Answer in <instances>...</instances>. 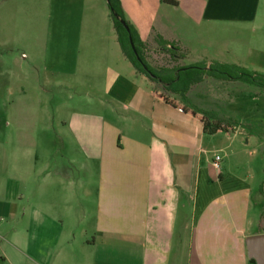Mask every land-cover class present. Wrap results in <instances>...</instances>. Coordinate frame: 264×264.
Returning a JSON list of instances; mask_svg holds the SVG:
<instances>
[{"label": "crops", "instance_id": "obj_1", "mask_svg": "<svg viewBox=\"0 0 264 264\" xmlns=\"http://www.w3.org/2000/svg\"><path fill=\"white\" fill-rule=\"evenodd\" d=\"M42 1L48 14L43 41L37 55L25 57H37L51 87L98 96L103 114L63 120L96 169L52 171L46 159L45 168L16 170L15 155L5 153L0 264H253L247 238L264 233V179L237 156L260 151L253 136L239 137L247 124L218 103L203 105L199 109L239 122L207 134L197 105L166 102L122 52L107 0ZM175 1L155 0L153 10L147 0H121L143 40L156 34L178 40L188 56L210 47L212 30L230 40L246 33L244 44L216 45L220 54L209 57L264 72V0ZM164 6L174 11L162 21L158 10ZM136 14L152 15L147 34ZM226 52L230 60L222 58ZM216 80L226 87L240 82ZM221 96L235 100L239 92ZM92 128L101 129L98 142ZM210 143L217 148L208 149ZM215 154L222 158L219 168ZM40 160L35 154V167ZM253 206L259 208L255 215Z\"/></svg>", "mask_w": 264, "mask_h": 264}, {"label": "rangeland", "instance_id": "obj_2", "mask_svg": "<svg viewBox=\"0 0 264 264\" xmlns=\"http://www.w3.org/2000/svg\"><path fill=\"white\" fill-rule=\"evenodd\" d=\"M147 3L154 10L155 0H147ZM166 7L158 10L162 21H165L174 11L171 10L172 7L170 9ZM46 12L45 1L42 0H0V166L4 164V154L7 153L10 156L15 155L13 162L16 170L45 168L47 159L48 169L52 171L64 167L83 170L86 165L85 168L93 172L96 166L94 162L87 159L85 145L80 144L75 137L78 136L77 132L63 126V120L69 121L74 116H79L80 112L103 114L104 108L98 96L85 95L66 88L51 87L49 80L51 77L43 72L41 66L37 65V57L32 62L25 57L31 52L32 55L38 54L48 16ZM175 16L179 18L177 13ZM152 19L151 14H140L135 17L137 24L145 34L149 29V21ZM217 32L218 30L207 32L210 47L196 48L190 56L181 60V63L199 61L202 58L206 61L215 60L210 59L209 56L213 57L217 51L220 54V49H215L216 45L228 47L231 43L232 46L242 44V38L247 35L237 33V36L230 40L226 36L221 37ZM149 45L147 51L149 62L158 68L166 65L168 57L160 51L154 37L149 39ZM236 52L241 53L242 51L237 49ZM226 54L228 58H222L230 60L231 55L229 56L227 52ZM68 81L70 83V80ZM39 83H44L47 89L40 87ZM154 84L164 93L160 84L155 82ZM19 85L25 86L26 91L23 92L18 88ZM232 91L239 92L235 100L221 101L222 94ZM220 92L221 97L216 96ZM168 97L173 102L195 104L197 105L195 109L198 110L205 106L211 108L218 103L217 106L222 107L224 114H230L240 123H246L239 137L253 136L254 145L259 147L260 151L253 155L240 152L237 156L240 155V163L244 166L249 164L253 168L258 179H264V141H259L260 137L264 139L263 89L241 81L236 82L234 86L226 87L216 78H207L202 83L193 86L185 98L171 93H168ZM87 100H93L94 106L87 104ZM91 130L95 142H98L101 129L92 128ZM91 144L92 142L89 146ZM214 144L210 143L206 146L208 149L217 148ZM219 144L221 145L220 140ZM249 145H252V141ZM35 154L41 156V160L35 162L36 167L34 165ZM217 155L220 156V154H215ZM70 157L74 159H72L73 162L70 161ZM252 209L255 215L259 208L253 206ZM260 228H264L262 218Z\"/></svg>", "mask_w": 264, "mask_h": 264}, {"label": "trees", "instance_id": "obj_3", "mask_svg": "<svg viewBox=\"0 0 264 264\" xmlns=\"http://www.w3.org/2000/svg\"><path fill=\"white\" fill-rule=\"evenodd\" d=\"M164 1L176 4L175 0ZM107 3L122 52L137 72L144 74L152 82L162 86L164 89L163 97L166 102L174 104L168 97V93L178 94L185 98L194 85L208 77L241 81L264 89V72L250 69L238 63L224 62L217 59L210 62L201 60L190 64L181 63V60L188 56L189 49L178 40H169L160 34H156L154 39L160 51L167 55L168 63L160 68L154 66L148 60L149 42L141 38L137 28L127 19L121 0H108ZM121 18L126 21L130 31L121 23ZM130 37H132L135 50ZM184 110L186 109L184 108ZM201 113L203 116V129L207 134L229 131L239 124L237 120L218 115L211 110L203 109ZM250 262L256 264L254 258H251Z\"/></svg>", "mask_w": 264, "mask_h": 264}, {"label": "water", "instance_id": "obj_4", "mask_svg": "<svg viewBox=\"0 0 264 264\" xmlns=\"http://www.w3.org/2000/svg\"><path fill=\"white\" fill-rule=\"evenodd\" d=\"M108 1V0H107ZM119 17V16H118ZM125 28L130 31V27L124 19H120ZM132 46L135 50V46L130 37ZM248 252L251 258H254L257 264H264V233L255 234L247 238Z\"/></svg>", "mask_w": 264, "mask_h": 264}, {"label": "built area", "instance_id": "obj_5", "mask_svg": "<svg viewBox=\"0 0 264 264\" xmlns=\"http://www.w3.org/2000/svg\"><path fill=\"white\" fill-rule=\"evenodd\" d=\"M221 163V157L220 156H215L213 160V164L215 167L219 168Z\"/></svg>", "mask_w": 264, "mask_h": 264}]
</instances>
